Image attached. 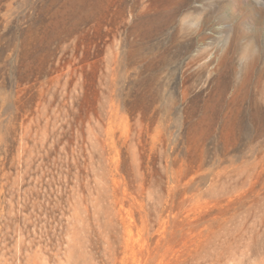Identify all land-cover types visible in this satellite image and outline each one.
I'll return each instance as SVG.
<instances>
[{
    "label": "rangeland",
    "instance_id": "rangeland-1",
    "mask_svg": "<svg viewBox=\"0 0 264 264\" xmlns=\"http://www.w3.org/2000/svg\"><path fill=\"white\" fill-rule=\"evenodd\" d=\"M0 264H264V2L0 0Z\"/></svg>",
    "mask_w": 264,
    "mask_h": 264
},
{
    "label": "clouds",
    "instance_id": "clouds-1",
    "mask_svg": "<svg viewBox=\"0 0 264 264\" xmlns=\"http://www.w3.org/2000/svg\"><path fill=\"white\" fill-rule=\"evenodd\" d=\"M254 2L257 4H261L262 2H264V0H254Z\"/></svg>",
    "mask_w": 264,
    "mask_h": 264
}]
</instances>
